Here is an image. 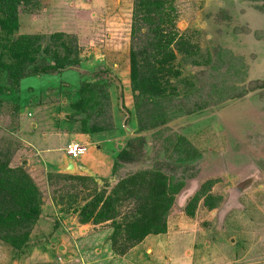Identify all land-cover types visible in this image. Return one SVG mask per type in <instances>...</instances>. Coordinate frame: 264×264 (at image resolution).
Here are the masks:
<instances>
[{
	"label": "rangeland",
	"instance_id": "rangeland-1",
	"mask_svg": "<svg viewBox=\"0 0 264 264\" xmlns=\"http://www.w3.org/2000/svg\"><path fill=\"white\" fill-rule=\"evenodd\" d=\"M134 1L37 0L20 15V34L74 37L80 66L57 70L48 58L41 65L55 71L18 88L0 74V162L26 174L42 200L20 249L0 237V264H264V1L167 0L168 28L192 46L185 59L220 48L230 64L193 66L177 56L170 66L192 78L202 100L198 111L190 104L179 112L167 101L134 99ZM64 54L61 47L58 59ZM94 84L98 106L88 116L75 112L81 89ZM57 121L124 131L123 149L134 160L124 157L105 179L57 174L43 161L56 154L30 146L57 142L49 134L44 144L41 134ZM161 192L169 200L154 212L165 232L127 242V225ZM117 194L113 219L83 224V213L96 216Z\"/></svg>",
	"mask_w": 264,
	"mask_h": 264
},
{
	"label": "trees",
	"instance_id": "trees-1",
	"mask_svg": "<svg viewBox=\"0 0 264 264\" xmlns=\"http://www.w3.org/2000/svg\"><path fill=\"white\" fill-rule=\"evenodd\" d=\"M35 3L37 0H0V74L5 72L8 83H12V86L15 85V87L25 78L55 71L56 66L57 70L58 68L66 69L80 66L74 37L65 38L63 34L46 37L40 34L23 35L19 33L20 15ZM173 19V8L167 0L134 1L130 52L131 89L135 101L139 103L140 101L147 102V100L156 99L174 105L173 108L178 112L190 104L194 106L192 107L194 110L197 107L198 111L202 100L195 88L194 81L189 77L181 78L180 68L170 66V63L174 62L176 57L180 55L182 60H186L193 66L206 67L213 61L214 63L227 62L226 65H228L229 62L226 53L220 48L213 50L215 56H213L211 49H205L204 52H199L198 59L192 61L185 59L186 53L192 49V46L182 37L176 40V35L168 28V23H171ZM63 39L68 40L70 44L65 46L66 43L62 42ZM173 46L176 47L174 50L178 55L173 51ZM61 47L65 54L58 59V51ZM48 58L56 63L55 67L41 65ZM232 70L233 68L230 67L225 72L230 73ZM171 78L174 82L170 81ZM99 87L101 86L94 84L93 87L81 89L79 101L71 107L77 113L88 116L87 109H92L99 104L96 101V90ZM185 101L188 103L184 104ZM19 109L20 107L15 109L17 113H20ZM87 123L88 121H83L80 127L83 134H96L103 131H114L115 129L98 126L94 123L89 126ZM148 127L150 128V126ZM182 140L186 141L184 138ZM130 151L126 154L125 149H122L113 168L124 157H129L133 161V156L129 154ZM19 172L9 169L7 164L0 162V237L4 239L8 236V240L15 246V249H20L26 242L29 236L28 230L37 221L42 203L41 195L37 188L30 183L29 177ZM88 179L80 178V180ZM171 191L174 194L177 193V189L174 187ZM162 195L164 192L159 193L155 199L153 198V208L147 214L130 223V226L127 225V242H141L149 235H160L165 232L166 227L161 218L162 215H159L157 211L154 212L160 203L169 200ZM117 202H121L118 194L106 199L103 210L96 216L93 215V211L83 213V224L90 220L94 224H101L103 219L106 221L113 219L115 217L114 203ZM151 213H153L152 216H150ZM189 214L192 215L193 213L189 212ZM116 236L118 234L112 236L111 240L116 239ZM114 242L116 241L114 240Z\"/></svg>",
	"mask_w": 264,
	"mask_h": 264
},
{
	"label": "crops",
	"instance_id": "crops-1",
	"mask_svg": "<svg viewBox=\"0 0 264 264\" xmlns=\"http://www.w3.org/2000/svg\"><path fill=\"white\" fill-rule=\"evenodd\" d=\"M61 102L64 105L63 99H61ZM64 107L66 106L64 105ZM62 110H64V108H62ZM58 115L59 114H57V117ZM61 119L62 118L58 120ZM53 127V131L42 132V138L45 140L44 144L49 143L51 139H47L45 136L55 134L56 138L54 140H57V142L54 141L53 143H49L50 146L47 144L42 148H37L33 146L34 144L30 145L33 150H37V153L40 155L42 154V156H44V154H56L54 158L50 159H46L44 156L45 159L43 161L46 168H49V166H47L49 162H46L48 160L50 163L53 162L50 168L57 171V174L66 171L70 172L72 176H83V178L87 179L91 177H95L96 179L110 177L114 164L113 162L124 148V131L116 128L114 131L83 134L79 126L75 128L72 124H65L64 121L53 123ZM65 139L68 140L66 141ZM72 144H78L86 149L85 155L76 159V161L70 159L66 154L67 147ZM262 147L264 148V146Z\"/></svg>",
	"mask_w": 264,
	"mask_h": 264
},
{
	"label": "built area",
	"instance_id": "built-area-1",
	"mask_svg": "<svg viewBox=\"0 0 264 264\" xmlns=\"http://www.w3.org/2000/svg\"><path fill=\"white\" fill-rule=\"evenodd\" d=\"M85 153H86V149L79 146L78 144L69 145L66 151L67 156L72 160H76L84 156Z\"/></svg>",
	"mask_w": 264,
	"mask_h": 264
},
{
	"label": "bare ground",
	"instance_id": "bare-ground-1",
	"mask_svg": "<svg viewBox=\"0 0 264 264\" xmlns=\"http://www.w3.org/2000/svg\"><path fill=\"white\" fill-rule=\"evenodd\" d=\"M65 170H67V169H65Z\"/></svg>",
	"mask_w": 264,
	"mask_h": 264
}]
</instances>
